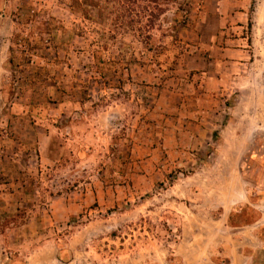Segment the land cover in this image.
I'll return each mask as SVG.
<instances>
[{
  "label": "rangeland",
  "instance_id": "1",
  "mask_svg": "<svg viewBox=\"0 0 264 264\" xmlns=\"http://www.w3.org/2000/svg\"><path fill=\"white\" fill-rule=\"evenodd\" d=\"M0 264H264V0H0Z\"/></svg>",
  "mask_w": 264,
  "mask_h": 264
},
{
  "label": "crops",
  "instance_id": "2",
  "mask_svg": "<svg viewBox=\"0 0 264 264\" xmlns=\"http://www.w3.org/2000/svg\"><path fill=\"white\" fill-rule=\"evenodd\" d=\"M206 82H208V84L210 85V86H212L213 85V83L216 85V84H220V81H219V79L217 80L216 78L215 79H213V77L211 78V80L210 81H207V79H206ZM195 88L198 90V92L200 93V95H205L206 93L203 91V90H205L206 89V86L204 87V86H202V84H200L199 86H195ZM200 98V97H199ZM188 100H192V102L194 103V104H198V98H190L189 99V97L187 98ZM198 112V111H197Z\"/></svg>",
  "mask_w": 264,
  "mask_h": 264
},
{
  "label": "trees",
  "instance_id": "3",
  "mask_svg": "<svg viewBox=\"0 0 264 264\" xmlns=\"http://www.w3.org/2000/svg\"><path fill=\"white\" fill-rule=\"evenodd\" d=\"M155 1H156V0H155ZM144 10H145V9H144ZM178 10H181V6H179ZM178 10H177V11H178ZM183 10H184V9H183ZM145 11H146V10H145Z\"/></svg>",
  "mask_w": 264,
  "mask_h": 264
}]
</instances>
